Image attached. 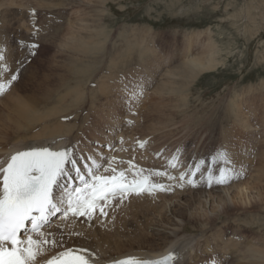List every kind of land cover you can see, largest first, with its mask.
<instances>
[{"label":"rangeland","instance_id":"rangeland-1","mask_svg":"<svg viewBox=\"0 0 264 264\" xmlns=\"http://www.w3.org/2000/svg\"><path fill=\"white\" fill-rule=\"evenodd\" d=\"M92 1L94 3L92 2L89 8L84 5H73L69 12H65V15L59 3L63 4L66 0L0 1V45H6L8 67L11 69V74L18 76L17 80L6 88V93L13 87L14 93L40 94L47 86H56L59 75L65 72L63 65L70 57L65 41L70 40L72 31H77L76 26L70 25L78 16L85 17L83 22H88L93 27L95 25L94 33L100 34H97L98 36H95L93 40L97 44L101 42L100 49L103 50L96 54L98 58H87L86 64L97 72L93 70L94 79L84 80L85 91L77 89L81 93L90 92V96L85 97V102L88 104L84 102L83 107L79 104L80 106H77L79 110L76 107L67 119L64 117L61 119L65 123L75 124H73L75 131H79L76 141H82L90 148L96 147L97 151L101 148L112 152L121 149L125 156L120 158L123 161L125 158L128 165L133 167L130 173L143 169L145 174L152 172L151 178L155 182L164 184L165 181L170 180L175 185L181 181L177 179L176 183V180L169 177H177L184 171L199 173L200 179L205 180L210 170L214 171L220 166L213 157L223 147L233 156L237 151L238 155L234 157L237 166L244 164L247 168L246 174L242 178L235 179V183L252 180L254 175L259 177L255 180L257 185L260 184L264 189V173L259 171L261 167H264V109L262 108L264 105V0ZM54 4L55 7L58 5L60 8L53 7ZM33 9H35L34 14ZM55 9L61 14L55 12ZM36 28H39L40 32L38 37H33L30 34ZM97 29L100 32H97ZM194 33H200V36L195 37ZM191 35L194 36L190 37ZM20 40L35 41L39 44L36 55L29 57L23 65H18L17 62L27 50L19 49L18 41ZM211 41L215 43V58L219 61L215 69L202 72L195 81L183 86L181 90H172L171 85L168 84L164 86L167 78L172 77L166 72L167 70H173L174 73L177 71L179 75L175 74L174 77L177 82L183 83V77L180 78L182 74L179 73L178 68L187 60V54L192 52L197 55L207 51L208 48L204 46L209 45ZM145 49L149 52L139 55L138 52ZM113 58L121 59L124 64L116 68L114 64L111 67ZM15 63H17L16 66ZM117 71L120 77L116 75ZM4 74H8L9 77L6 78L10 79L8 71ZM98 74L107 75V79L105 77L104 80L108 81L106 85L110 86L103 95L101 91H98L102 85V75L97 76ZM33 76L36 79L33 78L28 82ZM122 78L124 81L121 80ZM164 79H166L165 82H162ZM160 83L164 89L160 91L163 93L156 90ZM21 85L25 87L17 91L22 87ZM140 85L143 86V95L131 96L130 93ZM250 86L255 89L246 94V98H242L244 100L239 99L238 103H242L241 108L244 112L242 117L248 115V119L252 120L251 123L256 129L239 126L236 117L230 111L231 100L237 93L243 89H249ZM164 87L170 88L167 91ZM92 88L95 92L93 94L92 91L93 95H91ZM60 89L59 91L63 90ZM51 100L52 98L49 97L47 101H43L41 107L53 104ZM48 102L50 105L47 104ZM70 120L72 122H69ZM42 122V126L38 123L41 127L46 124L44 120ZM38 126L18 131L15 136H18L16 140L20 141L19 144H23L27 137L39 134L41 127ZM164 126L167 127L164 128ZM250 129L254 132L252 133ZM117 132L120 138L123 137L118 144L117 141L112 140L117 137ZM121 133L123 136L120 135ZM23 135L25 139L21 137ZM15 136L10 137L9 140ZM227 136L228 142L225 140ZM109 147L111 149H108ZM155 149H157L156 152ZM241 154H245L248 158L250 155L252 159L246 160L243 156L241 157ZM173 156L178 157V162L172 159ZM173 164L176 166L173 167ZM118 166L117 163H113L108 168L116 171ZM168 170L174 174L170 175ZM159 172H167L168 175H157ZM191 177L186 176L185 180ZM232 184L231 181L225 185ZM185 186L188 185L185 184ZM176 188H179L178 184ZM190 188L188 187L186 191ZM169 193L171 195L169 194L167 199L162 195L147 193L146 196L145 193H141L140 197L132 193L127 194L126 198L119 196L108 200L104 204L106 216L97 210L91 222L82 221L81 217L66 222L65 225L68 226H65L66 231H61L60 241L73 242L85 236L88 241L96 243L99 249L112 253L160 245L162 243H153L149 240L154 238L152 232L156 216L161 217L160 223L165 222V217L162 216H165L167 212L162 207L167 202L169 204L166 206L170 209V206L178 201L175 197L176 192ZM246 198L248 200V197ZM254 200L256 199L252 198L251 201L245 202L243 197L239 199L235 197L234 204L232 203L233 208L228 211L235 218L228 220L230 216L219 214L220 218L215 222L218 227L227 229L229 233L234 231L238 234L237 238L243 235L244 239L250 243L253 239L255 242L259 240L257 245L264 248V204H254ZM77 222L81 226H78ZM198 226L199 223L188 222L186 230L188 229L187 232L190 234H198ZM211 227L215 231L217 226ZM53 229L49 226L47 231L51 232ZM202 238L199 241H193L195 252L199 249ZM157 241L161 242V239ZM58 247L60 248L58 244L55 247L50 245V249H58ZM215 256L211 252L208 262L215 261ZM239 256L235 255L234 264L259 263L258 257L252 258L251 261L248 259L249 263H246L247 258L240 262ZM246 256L249 254L247 253ZM230 259L227 262L231 261Z\"/></svg>","mask_w":264,"mask_h":264},{"label":"bare ground","instance_id":"bare-ground-1","mask_svg":"<svg viewBox=\"0 0 264 264\" xmlns=\"http://www.w3.org/2000/svg\"><path fill=\"white\" fill-rule=\"evenodd\" d=\"M100 1H102V0H100ZM260 1H262V0H260ZM92 2H93L92 0H66V2H63V4L61 2V4L59 3V5L61 7V11L64 12V15H65V12H69L68 10L73 5H84L86 8H89L88 6ZM11 6H12V4H11ZM53 7H55V4ZM56 7H59V6L56 5ZM255 7H256V5H255ZM257 8H258V6H257ZM261 8L263 9V7H261ZM83 9L84 8H82V10ZM55 12H57V10ZM57 13H59V12H57ZM103 13H105V11ZM248 13H249V11H248ZM59 14H61V13H59ZM84 18L85 17L81 18L78 16L74 21H72L73 23L70 25L72 27L76 26L77 31L76 30H75L76 32L72 31V35H70L71 37L69 36L70 40H68L67 42L65 41V45H66V48L68 49L70 57L68 60L65 59L66 61L63 65L65 72L59 75L56 86L55 85H54V87L47 86V88L44 89V91H42V93H40V94L39 93H37V94L29 93V92L21 94V93H17L16 91H15L16 93H14V90H13L14 88L12 87L8 93H6V91H5L2 95H0V104H1L0 105V167H5L6 164L10 161L11 156L14 155L16 152L25 151L28 148H34V147L42 146V147H48V148L52 149L53 151H56V150H60L63 148L73 147L74 150L71 154L72 158L75 160V164L79 168L80 172L84 173L85 175L90 176L92 174V172H94L97 175H101V176L117 175L120 171H124L125 174L131 172V168H133V167L128 165L127 160L125 158H124L125 161H123V159L120 158V156L124 155L123 150L120 149V151L112 152L109 150L106 151L105 149L103 150L102 148H101L102 151H101V149L97 151L96 147H93V146H92V148H90V147L86 146L84 142H82V141L80 142L78 140L76 141V139H78L77 135H78L79 131L78 132L75 131V126H74L75 124L74 123H73L74 124L73 125L71 123H65L61 120L63 117L68 118V116L73 111H75L76 107L79 104L83 107V104L86 100L85 97L90 96V92L89 93H87V92L81 93L77 89H83L85 91L86 85H85L84 80L86 78H88L89 80H92L95 78V77H93V74H94L93 70H95V69L94 68L91 69L92 67H90L89 64H86V63H88L87 58H89V59H91L93 57L98 58V55H96V54L98 52L100 53L101 50H103V49H100L102 47V45H101L102 43L98 42V40H97V42L99 43V44H97L96 41L93 40L95 38V36H98L97 34H99V33H97V34L94 33V31H96L95 25L93 27L88 22L87 23L83 22ZM56 20H58V19H56ZM0 31H1V29H0ZM98 31L99 30L97 29V32ZM73 32H75V33H73ZM194 35H195V37H199L200 33H194ZM194 35H191L190 37H192ZM98 39H99V37H98ZM190 44H191V42H190ZM207 44H208V42H207ZM214 44L215 43H213L211 41V43L209 45L204 46L205 48H208V50L204 51V52H200L197 55H194L192 52H189L187 54V56H186L187 60L182 63L180 68H178L179 73L182 74L180 76V78L183 77V79H182L183 83L181 81L177 82L176 77H174L175 74L179 75V74H177V71L174 73L173 70H169L170 72L167 70L166 72L169 73V75H172V77L170 76L169 78H167V80L164 79V81H162V82H165V80H166V84L164 83V86H167V84L171 85L172 90L178 91L179 89L181 90V88L183 86L189 85L193 81H195V79L198 77V75L201 74L202 72H204L206 70L209 71V70L215 69L216 66L219 64V61H217L215 58V55H216V49L215 48L216 47ZM147 49H145L144 51L141 50V52H138L139 55L141 53L149 52ZM150 51H151V49H150ZM12 53H14V52H12ZM21 53H24V52H21ZM11 56H13V55H11ZM102 56H104V55H102ZM14 59H15V57H14ZM111 62L113 64H111L110 66L112 67V65L115 64L116 65L115 68L117 66L120 67L121 64H124L121 59L119 60V59L113 58L111 60ZM92 63H94V62H92ZM16 64L17 63H15V66H16ZM177 67H179V66H177ZM99 71H98V73H99ZM95 74H97V73H95ZM117 74L120 77V74L118 73V71H117L116 75ZM101 75L100 74L97 75V76H101V79H102V81H101L102 85L100 84L101 86L98 89V91H101L100 93L103 95L104 91L107 92V90L109 89L110 86L106 85L108 83V81L104 80L105 77H106L105 79H107V75H103V74H101ZM109 76H110V74H109ZM6 77H9V75L4 74V72H3V74H1L0 81L7 82V80H9V78H6ZM33 78H35V77L34 76L31 77L28 80V82L32 81L31 79H33ZM121 80H123V78ZM21 86L22 87L19 88L17 91H21L25 87L24 85H21ZM37 87H38V85H37ZM56 87H57V89H56ZM162 87L163 86H161V83H160L159 86H157L156 90H159V91L164 90ZM60 88H62L64 91L63 90L59 91ZM166 88H165V90H166ZM169 88H167V91ZM96 89H94V90H96ZM247 89H243V91H240L239 93H237L235 95V97L231 100L230 111L232 112L233 116L236 117V120H237V123L239 124V126H241L243 128L244 127L255 128V126L251 123L252 120L250 121L248 119L249 118L248 115H246V117H242L244 114V112L241 108L242 103L241 104L238 103L239 99H241V101L244 100L242 98L243 97L246 98V94L251 93L252 90H254L255 88L250 86L249 89L248 90ZM87 91H89V90H87ZM92 91H93V88L91 90V95H93L95 93L93 91V94H92ZM160 92L163 93L162 91H160ZM169 92H170V90H169ZM183 92H184V90H183ZM179 93H181V91ZM49 97L52 98L53 101L51 100V102L53 104L50 105L48 102L47 104H49L50 106H47L45 104L46 106H44L42 108L41 106H43V105H41V103L43 101H47V99ZM161 101H162V99H161ZM85 103L88 104V102H85ZM262 106H263L262 108L264 109V105H262ZM77 109L79 110V107H77ZM77 113L79 114V111ZM43 120L46 122V124L44 123L45 125L43 127H41ZM69 122H72V121L70 120ZM38 123H41L40 124L41 126ZM76 123H77V121H76ZM38 125L41 127V129H39V130H41L40 133L37 135L34 134V135H31L30 137H27L26 140H24L25 142L23 144H19L20 141L16 140L18 138V136L17 137L15 136L16 133L20 130H23V129L25 130L26 128H30V127L33 128V127H36ZM147 125H149V124H147ZM166 127L167 126H164V128H166ZM147 128H149V127H147ZM252 130L253 129H250V131L253 133L254 131H252ZM30 131H31V129H30ZM118 131H119V129H118ZM115 132H116V130H115ZM122 132L125 133V131H122ZM18 134H20V133H18ZM118 134L119 133L117 132V137H115V138L111 137L112 140L114 139L115 141H117V144L119 143L118 141L120 139L122 140V138H123V137L120 138V136ZM25 135H23L21 137L23 139H25L24 138ZM39 135L40 136L42 135V137H40ZM45 135H47V137ZM120 135L123 136V133H121ZM12 136H15V137H13L11 140H9V138ZM115 136H116V134H115ZM225 140H227V142H228V136L225 138ZM14 141H16V142H14ZM230 146L232 149V145H230ZM115 147H117V146H115ZM108 149H111V147H109ZM118 150H119V148H118ZM154 151L156 152L157 149H155ZM236 154H237V151L235 152L234 157H236L238 155V154L237 155ZM102 155H104V156H102ZM242 156L246 160L252 159V158H250L251 157L250 155H249V158L245 154L244 155L241 154V157ZM93 159L95 160V162H93ZM244 161L245 160L243 159V162ZM113 163H117L119 165L118 170H116L119 172H116V171L113 172L111 169L108 168V166L112 165ZM189 164L190 163H188V165ZM90 169H91V172H90ZM66 170L72 176L75 173L71 163L66 165ZM259 171L264 173V167H261L259 169ZM184 172H181V173H184ZM168 173L170 175L174 174L173 172H171V170H168ZM180 174L177 176L178 179L180 177ZM200 177H201V175L199 173H196L195 179H197L199 181L197 187H192L191 185L187 184L188 186H185L183 188H180V187L176 188L177 184H179V183H177V180L175 181L177 183L176 185L172 184L170 182V180L164 182L165 186H172L174 188V192H176L175 194H177V196H175V197L178 199V201L175 202L174 205L170 206V209H168V207L166 206V204H169L167 202H166L165 206L162 207L167 212L165 216H162L163 218L165 217L164 221L167 223H165V222L160 223L159 220L161 219V217L159 215L156 216L157 218H156L155 224L153 225L154 230L152 232V235H153L152 237H154V238L152 240H149V242L162 243V244L157 245V246H153V247H141V248H136V249L134 248V249L127 250V251H119L117 253H112L111 251H108V250L99 249V247L96 245V243L94 244V243L88 241L85 236L83 237V239H77L76 241H73V242L67 240V241L62 243L60 241L59 235H61V231L64 230L65 226L67 225V224L65 225V223L70 222L71 220H74V219L78 218L79 216H72L71 214H69L67 217H64L63 213L60 212V213H56L55 215H53L50 218V223L44 227L45 229L43 228V229L39 230V232H37V233H30L34 240L51 241L54 239L55 241H57V244L60 245V248L58 247V249H54V248L50 249L51 243H44V244L37 246L36 247L35 260L32 262V264H43L44 262L49 260L51 257L57 256L58 253L66 250L68 248L80 249V250L87 249L86 253L80 252V254L86 255L87 258L89 259L90 263H93V264H103V263H107V262H110L113 260H118L121 257H125V256H131V257H135V258L136 257L153 258V257L162 256L164 254H168L169 252H178L179 257H180L179 264H234L233 261H235V255L236 256L240 255L239 257L241 259L240 258H239L240 260L238 259V261H240V262L244 258H247V260H246V263H247L249 261L248 259H250V261H251L252 258L258 257L259 258L258 264H264V248L263 247L261 248L257 245L259 243L258 242L259 240L255 242L253 239V241L250 243V241H246L244 239L243 235H239L240 238H237L236 236L238 234L234 233V231L229 233V231L227 229L225 230V228L223 229V227H218L217 223L215 222V221H217L218 218H220L219 214H224V215L230 216L228 220H230L231 218H235L231 213H228V211H230L231 208H233L232 203H233L235 197H238V199L240 197H243L245 202H249L253 198V199H256V200H254V202H255L254 204H257V203H259V204L263 203L264 204V189L262 188L263 186H261L260 184L257 185V182L255 181L259 177L256 176L257 177L256 178L253 175L252 180L239 181V183L236 184L235 179H234V180H232L233 184L230 186L213 184L211 187H209L207 185L206 179L201 180ZM74 180L76 181V183L78 185L79 183L77 181V178H74ZM152 181H154V180L152 179ZM156 183H159V182H156ZM65 186H67L69 189L71 188L67 185V178H62L60 183L55 188V195H56L57 199H60L61 196L63 195V191H64ZM188 187H191L193 189L190 188L189 191H186ZM192 190H194V191H192ZM169 192L170 191L161 192V191L155 190L152 193H148V194L157 195V196L162 195L163 197H165L167 199L168 195L169 194L171 195V193H169ZM0 194H2V174H0ZM144 195L147 196V192ZM119 196L120 195L117 194V196L115 198H117ZM246 197H248V200ZM170 198L172 199L173 197H170ZM180 198H182V199H180ZM109 199L112 200L114 198H109ZM107 201H102L101 203L105 204V202H107ZM109 205H107V206H109ZM246 205H248V203ZM245 207H247V206H245ZM250 214H252V213H250ZM81 218L83 219L82 221H87V222H91L94 220V219L89 220L87 217H81ZM235 221L237 223V220H235ZM188 222L197 223V224L199 223V226H198L199 233L198 234H190L189 232H187L188 229L186 230V226H187ZM224 222H226V221H224ZM226 223H228V222H226ZM75 225H76V223H75ZM77 225L81 226L78 222H77ZM212 225L217 226L215 231L212 230V227H211ZM49 226H52L54 228L51 232L47 231ZM78 226L76 228H78ZM221 226H224V225H221ZM73 228H74V226H73ZM64 231H66V230H64ZM41 232L44 234L43 236H40ZM103 236H105V235H103ZM200 238H202L201 242H200V247L195 252L194 251V245L195 244L193 243V241L194 240L199 241ZM92 239H93V237H92ZM157 239H161V242H158ZM211 252H212V255H216L215 256L216 259H215V261L212 260L213 262H211V261L208 262V260H209L208 258L210 256ZM247 253L249 254V256H246ZM229 257L234 258V259L231 260ZM228 259H230L231 261L227 262ZM250 264H253V263L250 262Z\"/></svg>","mask_w":264,"mask_h":264},{"label":"snow or ice","instance_id":"snow-or-ice-1","mask_svg":"<svg viewBox=\"0 0 264 264\" xmlns=\"http://www.w3.org/2000/svg\"><path fill=\"white\" fill-rule=\"evenodd\" d=\"M32 13H35V9ZM39 32L40 29L36 28L30 35L38 37ZM18 47L21 51L27 50L17 62L18 65H23L29 57L36 55L39 44L20 40ZM5 71L10 73V79L7 82L0 81V95L18 78L16 74H11V69L8 67L6 45H0V74ZM130 95L142 96L143 86L140 85L134 89ZM73 150V147L56 151L48 147H40L20 151L11 156L5 167H0V174H2L0 264H32L35 260L37 246L44 243H51L55 246L57 241L54 239L51 241L34 240L30 233L39 232L41 228L50 223V218L56 213L62 212L64 217L71 214L91 220L97 210L106 216L105 206L101 202L115 198L117 194L126 198L130 193L139 195L145 192L152 193L155 190L174 191L172 186L152 181L151 173L145 175L143 169L135 174L139 178L131 181L128 180L124 171L111 176H101L94 172L90 176L82 174L76 168L75 160L72 158ZM172 159L178 162V157L173 156ZM213 160L219 162L220 166L208 172L206 183L209 187L213 184H228L246 174V166L244 164L237 166L233 154L228 149L222 147L217 151ZM93 162H95L94 159ZM69 163L72 164L77 174L78 185L67 173L66 165ZM157 175L167 176L168 173L159 172ZM186 176L195 177V173H181L179 177L181 182L178 184L180 188L185 187V184L192 187L198 186L197 179L185 180ZM62 178H67V184L73 186L70 189L65 186L63 195L57 199L55 188ZM169 179L177 180L178 178L170 176ZM43 235L41 232L40 236ZM80 252L86 253L87 249L68 248L58 253L48 264H90L87 256L81 255ZM179 259L178 252H169L161 259L138 260L130 257L117 261L115 264H179Z\"/></svg>","mask_w":264,"mask_h":264}]
</instances>
